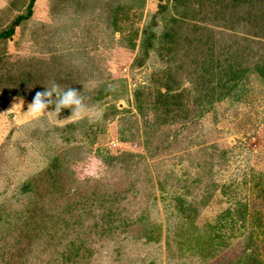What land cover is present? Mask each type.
<instances>
[{
	"label": "rangeland",
	"instance_id": "rangeland-1",
	"mask_svg": "<svg viewBox=\"0 0 264 264\" xmlns=\"http://www.w3.org/2000/svg\"><path fill=\"white\" fill-rule=\"evenodd\" d=\"M28 3L0 0V32ZM31 10L0 37V264H56L70 239L84 244L65 264H236L246 247L264 260L260 3L34 0ZM53 83L100 118L51 106L33 117L35 93ZM37 218L50 240L22 226ZM193 226L220 234L221 248L188 250Z\"/></svg>",
	"mask_w": 264,
	"mask_h": 264
},
{
	"label": "trees",
	"instance_id": "trees-1",
	"mask_svg": "<svg viewBox=\"0 0 264 264\" xmlns=\"http://www.w3.org/2000/svg\"><path fill=\"white\" fill-rule=\"evenodd\" d=\"M250 1V0H249ZM257 2L260 3L261 7H263L264 10V0H257ZM34 3V0H29L28 3V8L26 10L25 14H21L18 15L12 22V25L5 31L0 32V37H9L10 35H12V33L14 32V26L19 24L21 22L22 19L28 18L30 16V14H32V10L31 7ZM249 7V3L247 5V8ZM120 8V7H119ZM118 11V10H116ZM170 19H174L175 18H170ZM162 36L165 37H170L172 36V32L170 30H166ZM145 40H143L144 42V49H145V53L147 52V48L150 47L153 43V39H154V34L151 32H148L147 30L145 31V36H144ZM146 55V54H145ZM262 62L261 63H256L257 65V71L258 73H260L262 76H264V56L262 57ZM218 65V63L216 64ZM234 64H230L231 67H233ZM240 65V64H239ZM246 69L245 68H241L239 67L238 69H229V76H226V80L225 82L229 83L230 81H232L231 85H229L228 87L224 85L225 87H227V91H229V89H233L237 84L238 81L241 80L243 73ZM228 93V92H226ZM167 98V97H166ZM54 166L53 164L46 170L47 174H50L51 169H53ZM53 184V182H51ZM21 192L22 194L25 193H31L32 191L35 190L34 187V182L32 181H27L25 183H23V185L21 186ZM38 189V186H37ZM33 214H28L27 218H31ZM38 218L36 220H29L28 222H24V224L22 225L23 227H28V230H35L34 233L31 235V237H35V238H44L45 240L48 241L51 239V237L53 236L52 233V226L48 221H45L44 219L39 221ZM50 221V220H49ZM68 228H72V224L69 222V220L63 218L62 222H61V229L62 230H67ZM195 229V226H193V229L190 231L186 230V227H184V232H182V234H184V239H182V242L189 244L190 246H187L188 250L193 251V252H199V254L204 257L205 254L208 255L210 252L206 251L204 252V249H206L208 246L211 248L218 249L221 248V240H217L213 242V239L215 238V236H220V234L218 233H214V232H207L205 235L201 234V233H196L195 235H193L192 231ZM181 231V229H180ZM62 235H65V232H62ZM146 236L151 239V236L146 234ZM147 238V239H148ZM84 244V240H80V241H76L73 239L68 240V243L65 246V249L62 250L60 253L57 252V255H60V258L62 260L59 261L58 257L56 256V258L54 259V261H56V264H65L66 261H79L76 258V255L78 254L79 250H81V247H83ZM224 244V243H223ZM219 245H221L219 247ZM85 249V248H84ZM248 247L245 248V250L238 255V257L235 259L236 264H264V260L263 263L261 260L258 259V261H256V257L257 254L254 252H249ZM86 250V254L81 255V257L79 259H81L80 261H82L83 259H87V255H89L90 250L88 248L85 249ZM88 253V254H87ZM61 255H63L64 257H62ZM257 262V263H256ZM87 263V260H86Z\"/></svg>",
	"mask_w": 264,
	"mask_h": 264
},
{
	"label": "clouds",
	"instance_id": "clouds-1",
	"mask_svg": "<svg viewBox=\"0 0 264 264\" xmlns=\"http://www.w3.org/2000/svg\"><path fill=\"white\" fill-rule=\"evenodd\" d=\"M85 100L86 97L81 96L79 91L74 88L68 87L62 89L59 85L53 83L50 88H45L43 91L35 93L32 102L28 105L27 111L33 117H37L45 113L46 109H49L50 106L51 110L57 113L61 112L62 109H70L71 114L69 116L75 120L88 118L90 123H94L95 120L100 118L102 113L98 109L90 108L85 103Z\"/></svg>",
	"mask_w": 264,
	"mask_h": 264
}]
</instances>
